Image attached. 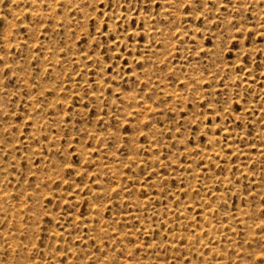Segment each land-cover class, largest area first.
<instances>
[{"label":"rangeland","instance_id":"rangeland-1","mask_svg":"<svg viewBox=\"0 0 264 264\" xmlns=\"http://www.w3.org/2000/svg\"><path fill=\"white\" fill-rule=\"evenodd\" d=\"M0 264H264V0H0Z\"/></svg>","mask_w":264,"mask_h":264}]
</instances>
